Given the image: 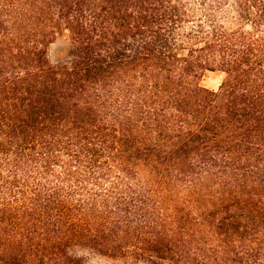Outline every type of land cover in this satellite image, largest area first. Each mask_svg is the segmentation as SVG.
Instances as JSON below:
<instances>
[{
    "label": "trees",
    "instance_id": "16d2710c",
    "mask_svg": "<svg viewBox=\"0 0 264 264\" xmlns=\"http://www.w3.org/2000/svg\"><path fill=\"white\" fill-rule=\"evenodd\" d=\"M78 250L264 264V0H0V264Z\"/></svg>",
    "mask_w": 264,
    "mask_h": 264
},
{
    "label": "rangeland",
    "instance_id": "374dc122",
    "mask_svg": "<svg viewBox=\"0 0 264 264\" xmlns=\"http://www.w3.org/2000/svg\"><path fill=\"white\" fill-rule=\"evenodd\" d=\"M69 40L65 31L57 33L52 42L47 46L49 61L52 65H61L68 63L70 59ZM224 79V73L221 71L207 70L200 79V85L210 90H217ZM78 254L89 258L94 264H125L122 259H110L100 256L90 250H78ZM127 264V263H126Z\"/></svg>",
    "mask_w": 264,
    "mask_h": 264
}]
</instances>
